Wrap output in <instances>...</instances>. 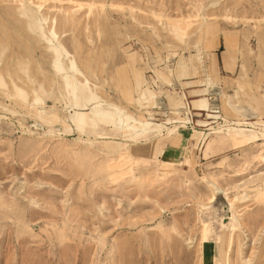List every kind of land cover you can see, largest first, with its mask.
Wrapping results in <instances>:
<instances>
[{
    "label": "rangeland",
    "instance_id": "374dc122",
    "mask_svg": "<svg viewBox=\"0 0 264 264\" xmlns=\"http://www.w3.org/2000/svg\"><path fill=\"white\" fill-rule=\"evenodd\" d=\"M261 155L264 0H0V264H264Z\"/></svg>",
    "mask_w": 264,
    "mask_h": 264
},
{
    "label": "bare ground",
    "instance_id": "6f19581e",
    "mask_svg": "<svg viewBox=\"0 0 264 264\" xmlns=\"http://www.w3.org/2000/svg\"><path fill=\"white\" fill-rule=\"evenodd\" d=\"M206 109V108H205ZM128 130H129V128H128ZM260 161H262V163H264V155H261L260 157ZM185 181V183L187 182V180H184ZM183 181V182H184ZM216 193H223V194H225L226 195V193L223 191V190H217V191H211V195L209 196V198H208V201L209 202H212L213 201V199H214V194H216ZM229 201V200H228ZM236 201V200H235ZM229 204L230 205H232V201L230 200L229 201ZM233 205H234V203H233ZM231 207V206H230ZM232 208V207H231ZM235 213V212H234ZM236 220H238L237 218H236ZM234 229V228H233ZM233 231V230H232ZM247 262H245V264H246Z\"/></svg>",
    "mask_w": 264,
    "mask_h": 264
},
{
    "label": "crops",
    "instance_id": "0c3cea01",
    "mask_svg": "<svg viewBox=\"0 0 264 264\" xmlns=\"http://www.w3.org/2000/svg\"><path fill=\"white\" fill-rule=\"evenodd\" d=\"M197 100H198V101H197ZM197 100L195 101V103H196V102H197V103L199 102V99H197ZM195 103H194V104H195Z\"/></svg>",
    "mask_w": 264,
    "mask_h": 264
}]
</instances>
